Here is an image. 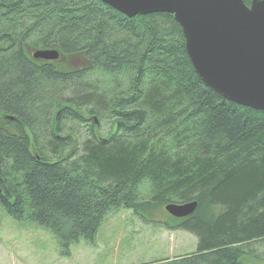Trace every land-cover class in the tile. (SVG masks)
Returning a JSON list of instances; mask_svg holds the SVG:
<instances>
[{
    "label": "trees",
    "instance_id": "trees-1",
    "mask_svg": "<svg viewBox=\"0 0 264 264\" xmlns=\"http://www.w3.org/2000/svg\"><path fill=\"white\" fill-rule=\"evenodd\" d=\"M191 202L186 218L164 211ZM0 208L61 256L124 209L196 238L194 253L150 264H241L264 242V112L203 84L169 14L0 0Z\"/></svg>",
    "mask_w": 264,
    "mask_h": 264
},
{
    "label": "water",
    "instance_id": "water-1",
    "mask_svg": "<svg viewBox=\"0 0 264 264\" xmlns=\"http://www.w3.org/2000/svg\"><path fill=\"white\" fill-rule=\"evenodd\" d=\"M128 17L169 14L179 25L184 48L198 78L222 98L264 112V0H98ZM56 61L53 50L31 53ZM196 203L167 204L175 219L189 216Z\"/></svg>",
    "mask_w": 264,
    "mask_h": 264
},
{
    "label": "rangeland",
    "instance_id": "rangeland-1",
    "mask_svg": "<svg viewBox=\"0 0 264 264\" xmlns=\"http://www.w3.org/2000/svg\"><path fill=\"white\" fill-rule=\"evenodd\" d=\"M94 119L88 118V125L92 122L106 133L108 124ZM159 220L144 221L124 209L111 212L92 244L79 242L70 246L68 256H61L49 232L36 224L16 223L0 208V264H150L195 252L194 236L167 229ZM255 248L257 252L243 257L241 264H264V242Z\"/></svg>",
    "mask_w": 264,
    "mask_h": 264
}]
</instances>
